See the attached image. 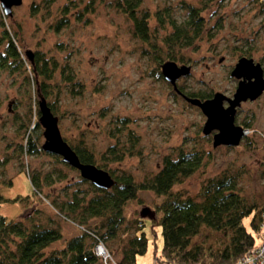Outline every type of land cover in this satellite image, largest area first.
Here are the masks:
<instances>
[{
  "label": "rangeland",
  "instance_id": "1",
  "mask_svg": "<svg viewBox=\"0 0 264 264\" xmlns=\"http://www.w3.org/2000/svg\"><path fill=\"white\" fill-rule=\"evenodd\" d=\"M115 1L23 0L21 6L12 9L11 18L0 6V39L8 30L21 56V62L9 61L0 68V193L8 201L26 200L1 204L0 216L16 221L38 212L40 223L62 233V241L48 252L61 250L80 234L73 223L58 214L53 202L61 205L78 191L86 198L92 193L89 183L61 158L43 152L33 156L21 153L31 125L39 120L37 81L46 85V100L53 106L67 144L90 151L96 165L102 163V157L108 159L111 147L132 151L120 163H107L112 176L126 173L142 181L155 175L163 159L175 157L179 149L196 151L203 153V167L174 187L173 193L196 198L208 180L239 175L241 193L261 207L264 204V93L237 109L236 126L248 124L251 129L244 135L249 137L248 144L243 138L238 147L215 149L212 136L202 133L206 119L200 110L187 104L159 77L167 53L161 40L172 28L157 27L155 14L168 13L170 21L181 24L187 18V5L200 9V0H142L137 16L149 17L147 43L135 37L132 22L115 10ZM202 16L211 37L205 33L194 48L178 54L191 72L177 81V88L231 99L238 81L230 73L241 58L252 59L264 70V4L257 0H216ZM62 20L66 22L59 26ZM27 52L39 58L41 66L46 63L50 80H40L34 74ZM41 134L40 146L44 144L42 128ZM131 136L137 138L135 146L130 143ZM34 175H38L43 190L37 197L28 179ZM46 177L49 185L44 183ZM164 200L142 192L125 208V218L133 227L141 219L143 208L155 213L153 220L144 221L148 248L137 257L136 264H154L155 253H161L163 237L157 208ZM128 234L131 237L133 231ZM222 242V235L209 230L193 240L205 247Z\"/></svg>",
  "mask_w": 264,
  "mask_h": 264
},
{
  "label": "trees",
  "instance_id": "2",
  "mask_svg": "<svg viewBox=\"0 0 264 264\" xmlns=\"http://www.w3.org/2000/svg\"><path fill=\"white\" fill-rule=\"evenodd\" d=\"M215 1L200 0V9L187 5V18L181 24L170 21L168 13L155 14L157 27L163 29L168 25L172 28L171 33L161 40L167 51L166 63L184 66V62L178 59V54L194 48L202 40L206 33L202 13ZM257 2L261 6L264 4V0ZM141 3L142 0H116L114 8L132 22L135 37L147 43L150 39L149 17L147 14L137 16ZM65 22L66 20L60 21L59 26ZM206 36L210 38L211 34L206 33ZM2 47L0 68H5L9 61L21 62L15 38L8 30L3 31L0 39V49ZM247 55L242 53L241 56L249 57ZM30 64L40 80H50L45 62L41 66L39 58H36ZM159 77L163 79L161 74ZM37 88L40 89L39 102L41 99L47 102L45 83L37 81ZM178 91L180 94L174 93L184 101V97L202 102L212 98L209 92H185L179 88ZM39 102L37 116L40 117ZM48 105L54 114L53 106ZM31 126V133L21 149V153L26 156L43 152L42 145L39 144L42 139L41 126L38 122H33ZM242 128L244 131L251 130L248 124H243ZM248 139L249 137L243 140L247 143ZM129 140L135 146L137 138L131 136ZM69 146L82 164L95 166L105 172L107 163H120L126 155L132 153L111 147L108 156L106 155L108 159L102 157V163L96 165V157L90 151ZM203 164V153L179 149L175 157L163 159L155 175L145 177L142 181H136L126 173L115 177L108 172L116 184L109 190H101L83 180L89 183L92 193L90 198L80 196L81 191H78L61 205L53 202L58 214L80 231L61 250L48 252L62 241V233L58 228L40 223L37 211L34 216L16 221H8L0 216V264H112L113 259L115 264H136L137 257L144 255L148 248V240L143 233L145 219H139L133 227V223L126 220L124 211L127 204L137 200L142 192H150L165 199L157 208L161 215L157 224L161 227L163 247L159 255L155 253L154 264H236L259 243L264 204L261 207L260 203L249 201L241 193L238 186L239 175H222L208 180L201 186L196 198L173 193L174 187L194 176ZM28 179L33 186L34 196L41 195L43 190L38 175ZM44 183L49 185L48 177ZM24 201L26 200L8 201L0 193V205ZM248 221L249 226H245ZM203 230L222 235L224 242L215 247L193 243ZM131 231L133 235L129 237L128 233ZM122 236L126 238L122 239ZM98 246H102L109 256L106 261L97 255Z\"/></svg>",
  "mask_w": 264,
  "mask_h": 264
},
{
  "label": "water",
  "instance_id": "3",
  "mask_svg": "<svg viewBox=\"0 0 264 264\" xmlns=\"http://www.w3.org/2000/svg\"><path fill=\"white\" fill-rule=\"evenodd\" d=\"M23 0H0L2 12L7 17H12V9L21 6ZM28 60L33 63V54L27 52ZM163 79L172 86L173 90L180 94L177 81L190 75V67H179L176 63L167 62L161 65ZM230 77L238 81L237 88L231 99L222 94H215L207 101L189 99L185 101L200 110L205 117L202 133L204 136H212L213 148L238 147L244 138V130L235 124L237 109L242 103L254 102L264 93V70L260 64L254 63L252 59L241 58L230 73ZM227 107H225V105ZM38 123L43 129L44 144L42 151L61 158L62 162L79 172L81 178L94 187L101 190H109L116 182L108 172L102 171L95 166L82 164L63 139L59 130V120L52 113L49 105L44 99L39 102ZM140 218L153 220L155 213L148 208H143Z\"/></svg>",
  "mask_w": 264,
  "mask_h": 264
},
{
  "label": "built area",
  "instance_id": "4",
  "mask_svg": "<svg viewBox=\"0 0 264 264\" xmlns=\"http://www.w3.org/2000/svg\"><path fill=\"white\" fill-rule=\"evenodd\" d=\"M247 133L248 131H244V135ZM96 253L99 257H102L104 261L109 258L102 246L97 247ZM236 264H264V212L262 215V229L259 244L245 257L238 260Z\"/></svg>",
  "mask_w": 264,
  "mask_h": 264
},
{
  "label": "flooded vegetation",
  "instance_id": "5",
  "mask_svg": "<svg viewBox=\"0 0 264 264\" xmlns=\"http://www.w3.org/2000/svg\"><path fill=\"white\" fill-rule=\"evenodd\" d=\"M33 54V53H32ZM33 59H34V54H33Z\"/></svg>",
  "mask_w": 264,
  "mask_h": 264
}]
</instances>
